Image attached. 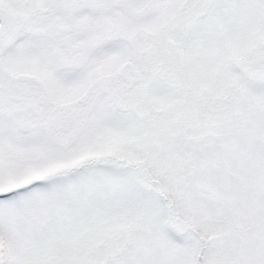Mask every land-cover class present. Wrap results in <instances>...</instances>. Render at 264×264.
<instances>
[{"label": "snow or ice", "instance_id": "6c2138e0", "mask_svg": "<svg viewBox=\"0 0 264 264\" xmlns=\"http://www.w3.org/2000/svg\"><path fill=\"white\" fill-rule=\"evenodd\" d=\"M0 264H264V0H0Z\"/></svg>", "mask_w": 264, "mask_h": 264}]
</instances>
